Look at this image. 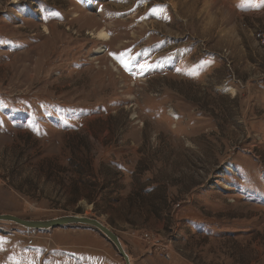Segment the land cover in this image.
<instances>
[{
	"label": "rangeland",
	"instance_id": "obj_1",
	"mask_svg": "<svg viewBox=\"0 0 264 264\" xmlns=\"http://www.w3.org/2000/svg\"><path fill=\"white\" fill-rule=\"evenodd\" d=\"M0 213L264 264V0H0ZM0 264L126 263L89 225L0 222Z\"/></svg>",
	"mask_w": 264,
	"mask_h": 264
},
{
	"label": "water",
	"instance_id": "obj_2",
	"mask_svg": "<svg viewBox=\"0 0 264 264\" xmlns=\"http://www.w3.org/2000/svg\"><path fill=\"white\" fill-rule=\"evenodd\" d=\"M0 222L12 223L26 229L46 231L73 224L89 225L96 228L115 246L126 264H134L126 242L111 227L97 218L78 214H66L49 219H27L10 213H0Z\"/></svg>",
	"mask_w": 264,
	"mask_h": 264
},
{
	"label": "bare ground",
	"instance_id": "obj_3",
	"mask_svg": "<svg viewBox=\"0 0 264 264\" xmlns=\"http://www.w3.org/2000/svg\"><path fill=\"white\" fill-rule=\"evenodd\" d=\"M99 37L107 39L108 38V34L105 31L100 30ZM102 50H104L103 47L100 49V51H102ZM52 229H54V228H52Z\"/></svg>",
	"mask_w": 264,
	"mask_h": 264
}]
</instances>
